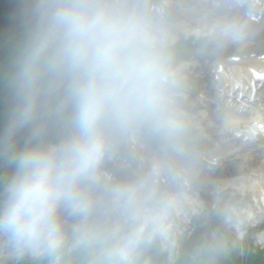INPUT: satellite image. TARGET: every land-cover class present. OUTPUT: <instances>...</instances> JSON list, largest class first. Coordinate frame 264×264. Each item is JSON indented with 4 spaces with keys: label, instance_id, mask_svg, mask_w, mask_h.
I'll list each match as a JSON object with an SVG mask.
<instances>
[{
    "label": "clouds",
    "instance_id": "clouds-1",
    "mask_svg": "<svg viewBox=\"0 0 264 264\" xmlns=\"http://www.w3.org/2000/svg\"><path fill=\"white\" fill-rule=\"evenodd\" d=\"M23 16L30 29L12 76L7 139L34 120L45 100L55 101L52 110L71 109V132L57 145L13 157L17 168L0 209V243L17 259L61 252L65 215L78 218V245L98 239L88 221L115 135L143 127L180 153L185 130L174 104L163 21L150 0H24ZM222 35L240 39V29L228 23ZM110 191L128 203L136 197L131 186ZM140 240L134 231L113 243L107 264H132Z\"/></svg>",
    "mask_w": 264,
    "mask_h": 264
},
{
    "label": "rangeland",
    "instance_id": "rangeland-1",
    "mask_svg": "<svg viewBox=\"0 0 264 264\" xmlns=\"http://www.w3.org/2000/svg\"><path fill=\"white\" fill-rule=\"evenodd\" d=\"M161 2L178 15L166 20L159 14L160 7L151 3L152 11L163 21L165 44L189 37L208 38L238 53L213 59L196 53L178 65L176 74L183 90L174 92L173 98L185 123L183 151H156L147 145V137L138 127L124 130V142L138 161L137 171H145V179L133 187L136 197L130 203L112 196L109 209L103 208L108 203L97 196L95 208L99 210L94 208L88 223L98 239L78 245L71 228L57 255L20 260L7 252L0 264H56L58 256V264H107L106 250L134 231H140L141 240L132 264H215L203 255L201 246H195V255L181 262L178 259L191 232L190 222L201 220L207 201L227 235L235 238L231 245L240 255L238 242L244 240L253 248L264 249V76L257 78V73H264V0ZM228 23L239 27L240 39L224 38L222 29ZM29 29L23 7L19 14L0 15V85L12 80ZM236 77L239 82L230 88V80ZM35 147L39 145L13 150L0 139V177L17 165L13 158L17 152ZM118 165L128 167L123 160ZM222 169L232 175H224ZM97 222L100 227H95ZM209 228L211 239L218 241L214 228ZM150 234L158 247L152 246L148 254L143 236ZM153 240L149 236L145 242Z\"/></svg>",
    "mask_w": 264,
    "mask_h": 264
},
{
    "label": "trees",
    "instance_id": "trees-1",
    "mask_svg": "<svg viewBox=\"0 0 264 264\" xmlns=\"http://www.w3.org/2000/svg\"><path fill=\"white\" fill-rule=\"evenodd\" d=\"M150 3L160 7V16L166 20L177 19V14H174L161 0H150ZM24 0H0V15H16L21 12ZM231 52L232 56L238 55L235 51L227 50L224 43L218 44L208 38L194 39L189 37L180 40L174 44H165V55L167 57L172 79L174 81L173 93L180 92L183 89L182 81L176 74V69L181 62L189 61L196 53L205 55L209 59L222 57L224 54ZM176 82V83H175ZM55 101L45 100L42 102L41 108L37 111L36 116L29 124L18 128L11 141L7 139V129L11 121L12 112L15 106V96L12 88V80L6 84L0 85V139L5 141L8 148L16 150L20 147H25L30 144L39 145L40 148H46L47 145L59 144L71 132V109H65L63 112L52 110L49 104H54ZM141 132L146 135V143L156 151L170 150V147L155 134L148 129L138 127ZM122 133L115 135L112 138V147L108 158H106L102 176H105V181L102 179L97 196L108 203L112 197L111 189L117 186L120 187H136L145 179V171H137L138 161L132 157L131 149L124 142ZM9 144L11 147H9ZM123 160L128 163V167H120L118 161ZM15 165L9 172L0 177V198L6 197L4 185L8 184L13 173L16 171ZM221 172L226 176L232 175V172L222 169ZM108 201V202H107ZM204 214L201 220H192L189 228L190 234L183 241L180 248L179 261H184L190 255L196 254L195 246H201L203 255L215 262V264H264V249L253 248L248 240L239 243L243 254L240 255L238 250L232 247L231 243L235 240L234 237H229L225 226L216 214V210L211 208L210 201L205 203ZM205 219V220H203ZM214 228L218 241H214L210 237V228ZM260 227V226H259ZM154 238L153 243H146L147 237ZM234 238V239H233ZM144 250L145 253L150 252L152 246L158 247V241L154 235H144ZM236 241V240H235ZM220 243V244H219ZM149 251V252H148ZM20 264H26L21 261Z\"/></svg>",
    "mask_w": 264,
    "mask_h": 264
},
{
    "label": "built area",
    "instance_id": "built-area-1",
    "mask_svg": "<svg viewBox=\"0 0 264 264\" xmlns=\"http://www.w3.org/2000/svg\"><path fill=\"white\" fill-rule=\"evenodd\" d=\"M50 146H53V145H49L48 147ZM5 188L6 186H4V191H5ZM6 201V197L5 198H0V203ZM1 205V204H0ZM4 206V205H3ZM3 207L0 206V209H2ZM103 208H108L109 209V206H103ZM98 209L99 210V207L95 208V210ZM78 222V219H68V218H65V227H66V232L68 233L70 231L71 228H73V225H75L76 223ZM90 224V223H89ZM95 227H100V223H96L95 224ZM68 237V236H67ZM170 239H171V236L168 235L167 236V241L170 242ZM9 252V250L7 249V247L2 243L0 244V258L4 257V254ZM51 258H49V262L51 261ZM23 259V258H20V260ZM48 262V261H47ZM59 263V256H58V259L56 260V264ZM84 263V262H83ZM87 264H92L91 261H88Z\"/></svg>",
    "mask_w": 264,
    "mask_h": 264
},
{
    "label": "bare ground",
    "instance_id": "bare-ground-1",
    "mask_svg": "<svg viewBox=\"0 0 264 264\" xmlns=\"http://www.w3.org/2000/svg\"><path fill=\"white\" fill-rule=\"evenodd\" d=\"M258 77L257 78H262L264 76V73H257ZM239 80L238 77L231 79L230 80V88H234V86L236 85L237 81ZM239 82V81H238Z\"/></svg>",
    "mask_w": 264,
    "mask_h": 264
}]
</instances>
